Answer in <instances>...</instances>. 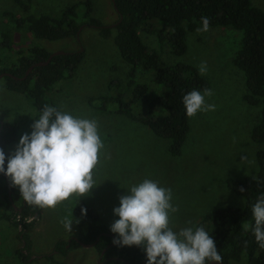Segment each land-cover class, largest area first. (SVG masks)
I'll list each match as a JSON object with an SVG mask.
<instances>
[{"label":"rangeland","instance_id":"obj_1","mask_svg":"<svg viewBox=\"0 0 264 264\" xmlns=\"http://www.w3.org/2000/svg\"><path fill=\"white\" fill-rule=\"evenodd\" d=\"M84 1L30 0L31 9L51 16L77 3L75 21L80 27L78 40L75 36L46 40L35 38L25 27L15 28L8 22L3 17V11L14 15H20L23 11L13 0H0V31L7 32L10 37V50L0 52V56L10 61L15 59L18 51L27 54L31 46L42 47L49 52H83L74 73L46 90L45 97L62 111L98 122V131L105 148L102 150L101 163L94 171L97 186L90 195L81 199L109 229L119 219L113 209L119 206L120 196L127 194L130 186L150 179L157 181L161 187L172 189V203L179 206V211L170 217V227L174 231L184 227L195 228L199 224L209 230L210 224L200 223L206 212L222 206L242 205V198L226 187L225 180L254 176L257 170L254 153L258 146L249 140L248 132L257 121L259 106L248 105L242 100L244 77L231 64L241 32L223 26H210L208 32H197L202 27L198 25L194 31L185 33V52L176 56L170 53L165 41L159 43L156 39L154 33L157 29L166 30L162 23L148 21L139 26L137 33L141 41L157 52L160 66L184 62L198 71L197 65L206 61L209 69L203 77L208 81L207 88L212 89L214 95L206 100L209 104H215L216 109L188 118L189 129L180 154L171 156L167 151L166 139L155 136L139 120L116 112L114 102H103V96H114L120 91L129 98L126 86L128 66L118 55L112 37H100L96 29L87 24L83 17ZM88 1L91 4L88 16L95 18L102 26L111 28L117 18L111 1ZM250 4L259 8L261 0H250ZM151 76L152 71L135 70L134 80L148 87V98L158 95L162 90ZM111 80L114 84L108 87ZM131 111L136 117L147 115L146 105L140 101L132 103ZM162 112L159 107L153 108V114ZM39 116L22 94L4 89L0 79V121L17 127L14 140L5 146L6 158L14 154L20 137L24 133H31V126ZM7 178L12 187L10 198L14 199L15 207H18L21 194L18 187H13L10 178ZM76 198L79 197H72L55 210L35 211L36 219L26 230L31 243L29 257L24 263L18 261L13 253L21 247L16 238V229L0 219V264H47L43 256L48 253L66 264H96L98 256L93 247H74L64 256L52 250L59 239L69 242V237L75 231L71 208ZM65 219L73 221L71 232L63 226L62 221ZM187 221L192 223L187 224Z\"/></svg>","mask_w":264,"mask_h":264},{"label":"trees","instance_id":"obj_2","mask_svg":"<svg viewBox=\"0 0 264 264\" xmlns=\"http://www.w3.org/2000/svg\"><path fill=\"white\" fill-rule=\"evenodd\" d=\"M13 2L23 11L22 14L14 15L8 11H3L2 14L15 28L23 26L33 37L46 40L75 36L79 26L75 21L76 2L60 10L56 16L31 9L30 0ZM84 4L83 17L87 24L95 28L100 37H112L118 55L128 66L126 86L129 98L120 91L114 96H103V102H114L116 112L139 120L155 136L166 139L167 151L171 156L180 154L189 129L182 98L193 89L203 91L208 87V81L194 66L184 62L160 66L157 52L141 41L137 33L139 26L148 21L153 24L162 23L166 30H154L156 39L159 43L165 41L170 53L176 56L185 52L184 35L202 25L201 17L207 16L210 26L230 27L241 32L239 46L231 57V64L244 77L245 92L241 96L242 100L248 105L259 106L257 121L248 132L249 140L258 146L254 153L257 170L254 176L225 180L226 187L242 198L241 206L212 209L204 214L200 223L211 225L209 230H205L216 241L224 264H264V249L259 247L251 231V226L254 225L252 206L264 194V0H261L259 8L252 6L250 0H113L117 10L115 22L118 14L120 20L111 28L102 26L95 18L88 16L91 4L88 0ZM4 50H10V37L7 32L0 31V52ZM26 52L27 54L16 52L17 56L10 61H7V57L0 56V72H9L16 77L2 76L0 79L4 89L22 94L40 115L45 104L53 106L45 97L46 90L74 73L83 52L72 50L54 55L48 63L32 67L20 79L30 65L44 61L49 54V51L38 46H31ZM137 68L152 71V81L162 87L158 95L148 98V87L134 80ZM113 84L111 80L108 87ZM134 101L146 105L145 117L132 114L131 105ZM155 107L161 108L163 112L153 114ZM16 128L12 123L1 122L0 149L4 153L6 144L15 138ZM6 165L7 162L5 168ZM6 183L10 185L0 173V219L16 229V238L21 247L13 253L18 261L24 263L29 257L31 241L26 230L31 223H25L23 218L17 220L16 217L34 216L35 211L23 199L15 207L14 199L7 197ZM82 209H86V215L82 214ZM71 216L75 221V231L71 236L83 243H93L92 247L97 256L103 250L96 264H147L143 247H120L113 243L114 238L109 234H114L116 239L118 236L99 220L98 215L84 200L74 199ZM196 227L201 226L199 224ZM78 246L72 238L69 242L59 239L52 250L64 256L69 249ZM108 257L111 258L105 260ZM113 257L122 258L126 263ZM43 258L47 264H66L55 259L52 253L44 255Z\"/></svg>","mask_w":264,"mask_h":264},{"label":"clouds","instance_id":"obj_3","mask_svg":"<svg viewBox=\"0 0 264 264\" xmlns=\"http://www.w3.org/2000/svg\"><path fill=\"white\" fill-rule=\"evenodd\" d=\"M201 23L196 31L208 32L209 18L201 17ZM197 67L201 76L208 74L206 61ZM213 95L209 88L187 92L182 98L186 116L195 118L198 113L215 111L216 105L206 100ZM31 127L30 134L20 137L14 154L6 158L0 149V173L10 178L13 187H18L27 206L34 211L55 210L74 196L81 199L90 195L97 186L94 171L105 148L98 122L45 104ZM172 200V189L159 186L157 181L144 179L130 186L127 194L120 196L119 206L113 209L119 217L110 226V231L118 236L113 243L120 247H143L147 264H223L216 241L204 227H184L179 231L170 227L171 215L179 211ZM81 211L86 215V209ZM252 214L251 231L264 249V194L252 206ZM21 218L25 223L36 219L16 217ZM62 223L66 231H72V220Z\"/></svg>","mask_w":264,"mask_h":264},{"label":"water","instance_id":"obj_4","mask_svg":"<svg viewBox=\"0 0 264 264\" xmlns=\"http://www.w3.org/2000/svg\"><path fill=\"white\" fill-rule=\"evenodd\" d=\"M111 1V3H112V7H113V9H114V11L117 13V10H116V8H115V6H114V4H113V0H110ZM119 20H120V15L118 14V19H117V21L112 25V26H114L117 22H119ZM79 29H80V27H78V29H77V31L75 32V38H76V40H78V32H79ZM81 51V50H80ZM67 51H62V50H55V51H53V52H49V54H48V56H47V58L44 60V61H37V62H34L32 65H30L27 69H26V71L24 72V74H23V76L22 77H20V79H22V78H24L25 76H26V74L32 69V67H34V66H40V65H45L46 63H48L49 62V60L51 59V57L52 56H54V55H57V54H63V53H66ZM2 76H11V77H13V78H16L15 76H12L9 72H0V78L2 77ZM0 125H1V121H0ZM3 174V173H2ZM4 175V174H3ZM4 181L5 182H8V178H7V176L6 175H4ZM6 186H7V197H8V199H10V185L8 184V183H6ZM17 210H19V208H16ZM110 236H112L114 239H116V237L114 236V234H109ZM73 240H75L76 242H77V244L79 245V246H81V247H86V248H88V247H92V245H93V243H83V242H80V241H78L74 236H72L71 237ZM102 252H103V250L100 252V254L98 255V258L101 256V254H102ZM34 256H30V258H33ZM111 257H108V258H106L105 260H109ZM113 258H115V259H120V260H122V261H124L125 263H126V261L125 260H123L122 258H117V257H113ZM147 262V261H146ZM140 264H142V263H140ZM224 264V263H223Z\"/></svg>","mask_w":264,"mask_h":264},{"label":"flooded vegetation","instance_id":"obj_5","mask_svg":"<svg viewBox=\"0 0 264 264\" xmlns=\"http://www.w3.org/2000/svg\"><path fill=\"white\" fill-rule=\"evenodd\" d=\"M20 210V209H19ZM72 236L69 237V239L71 238ZM24 251V250H23ZM24 253H26V251H24Z\"/></svg>","mask_w":264,"mask_h":264}]
</instances>
